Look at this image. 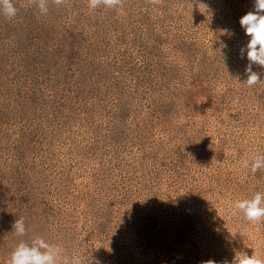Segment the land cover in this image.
<instances>
[{"label":"rangeland","instance_id":"rangeland-1","mask_svg":"<svg viewBox=\"0 0 264 264\" xmlns=\"http://www.w3.org/2000/svg\"><path fill=\"white\" fill-rule=\"evenodd\" d=\"M0 15V264L39 236L83 264L264 259V84L248 87L254 0H124ZM252 71L264 81V69ZM23 218L26 234L12 225Z\"/></svg>","mask_w":264,"mask_h":264},{"label":"clouds","instance_id":"clouds-1","mask_svg":"<svg viewBox=\"0 0 264 264\" xmlns=\"http://www.w3.org/2000/svg\"><path fill=\"white\" fill-rule=\"evenodd\" d=\"M58 8L66 5L67 0H51ZM151 5L159 4L160 0H148ZM124 0H87L89 10L99 7L115 9L122 7ZM28 4L38 7L41 14L46 15L49 11V0H28ZM0 15L12 19L17 15V8L13 0H0ZM240 24L245 34L250 37L245 48L241 49L243 56L246 53L248 65L245 70L247 80L244 82L248 87L256 84H264L260 75L252 71L253 65L264 69V0H254V11L244 15ZM239 165L250 168L252 173L264 170V153L257 154L251 161L242 158ZM232 215L241 214L251 224L264 222V192L257 191L250 199L236 200L229 205ZM13 233L19 237L26 234V226L23 218L17 219L12 225ZM61 246L51 244L42 237H35L30 242L21 241L12 251L7 264H83L79 255L71 258L63 255ZM231 264H264V259L256 254L249 257L239 254L233 258Z\"/></svg>","mask_w":264,"mask_h":264}]
</instances>
